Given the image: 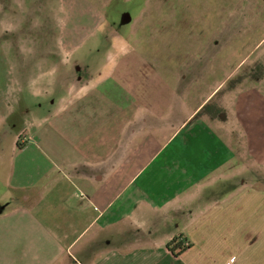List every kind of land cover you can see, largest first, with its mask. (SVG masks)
<instances>
[{
  "label": "crops",
  "instance_id": "1",
  "mask_svg": "<svg viewBox=\"0 0 264 264\" xmlns=\"http://www.w3.org/2000/svg\"><path fill=\"white\" fill-rule=\"evenodd\" d=\"M254 29L176 47L161 61L176 91L113 87L101 102L80 85L42 118L28 109L0 150V264H264ZM176 239L190 247L172 252Z\"/></svg>",
  "mask_w": 264,
  "mask_h": 264
},
{
  "label": "rangeland",
  "instance_id": "2",
  "mask_svg": "<svg viewBox=\"0 0 264 264\" xmlns=\"http://www.w3.org/2000/svg\"><path fill=\"white\" fill-rule=\"evenodd\" d=\"M253 28L249 49L264 36L263 0H0L3 159L28 109L42 118L80 85L98 87L101 102L114 88L176 91L161 64L176 47L236 45Z\"/></svg>",
  "mask_w": 264,
  "mask_h": 264
},
{
  "label": "trees",
  "instance_id": "3",
  "mask_svg": "<svg viewBox=\"0 0 264 264\" xmlns=\"http://www.w3.org/2000/svg\"><path fill=\"white\" fill-rule=\"evenodd\" d=\"M19 145V144H18ZM19 147H21L19 145ZM169 248H171L172 252H179V254H181L186 248H184L182 246V243L178 241V239H176L175 241H173L172 243L169 244Z\"/></svg>",
  "mask_w": 264,
  "mask_h": 264
},
{
  "label": "built area",
  "instance_id": "4",
  "mask_svg": "<svg viewBox=\"0 0 264 264\" xmlns=\"http://www.w3.org/2000/svg\"><path fill=\"white\" fill-rule=\"evenodd\" d=\"M179 242H181L182 243V246L184 247V248H189L190 247V244L187 242V240H184V239H179L178 240ZM179 253V252H178Z\"/></svg>",
  "mask_w": 264,
  "mask_h": 264
}]
</instances>
